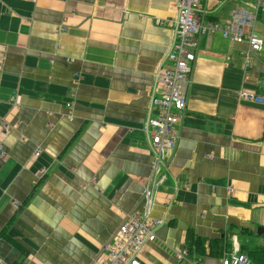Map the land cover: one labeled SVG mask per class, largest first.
<instances>
[{
  "label": "crops",
  "instance_id": "crops-1",
  "mask_svg": "<svg viewBox=\"0 0 264 264\" xmlns=\"http://www.w3.org/2000/svg\"><path fill=\"white\" fill-rule=\"evenodd\" d=\"M175 2L0 0V264H94L141 206ZM249 2L204 0L206 21ZM247 51L218 33L199 39L152 209L164 224L143 264H175L189 234L204 242L195 264L264 243V106L238 96L257 90L264 52L246 68Z\"/></svg>",
  "mask_w": 264,
  "mask_h": 264
},
{
  "label": "built area",
  "instance_id": "built-area-1",
  "mask_svg": "<svg viewBox=\"0 0 264 264\" xmlns=\"http://www.w3.org/2000/svg\"><path fill=\"white\" fill-rule=\"evenodd\" d=\"M203 2L204 0L175 2V15L169 21L172 40L164 62L154 76L157 95L152 98L149 110L150 113L156 111V114L144 126V131L150 137L153 158L143 190L142 204L125 215L94 264H143L140 259L143 249L156 240L157 231L164 224V221L152 217V209L158 188L166 179L167 159L177 148L178 127L187 109V96L200 37L218 33L232 42L246 43V68L251 67L253 56L264 52V37L257 31L259 19L264 15V0H250L247 7H237L226 23L206 21L207 13L203 9ZM238 96L241 100L264 106V77L257 82L256 91L242 89ZM175 264L195 263L188 260V253L183 248L176 253ZM221 264L251 262L236 249L224 256Z\"/></svg>",
  "mask_w": 264,
  "mask_h": 264
},
{
  "label": "trees",
  "instance_id": "trees-1",
  "mask_svg": "<svg viewBox=\"0 0 264 264\" xmlns=\"http://www.w3.org/2000/svg\"><path fill=\"white\" fill-rule=\"evenodd\" d=\"M242 233L246 235H253L252 233L244 230ZM264 241V233L259 235ZM218 246V242H214V247ZM188 253V260L190 262H198L197 259L194 260V255H201L205 254L204 249V242L196 237L194 234H189L187 238V245L184 248ZM243 254H245L248 259L250 260L251 264H264V243L253 248H244L241 250Z\"/></svg>",
  "mask_w": 264,
  "mask_h": 264
},
{
  "label": "water",
  "instance_id": "water-1",
  "mask_svg": "<svg viewBox=\"0 0 264 264\" xmlns=\"http://www.w3.org/2000/svg\"><path fill=\"white\" fill-rule=\"evenodd\" d=\"M258 233H259V234L264 233V229H259Z\"/></svg>",
  "mask_w": 264,
  "mask_h": 264
}]
</instances>
